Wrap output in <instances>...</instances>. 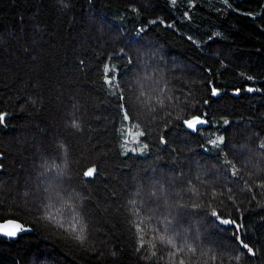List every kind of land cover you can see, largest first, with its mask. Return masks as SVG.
<instances>
[{
  "label": "trees",
  "instance_id": "1",
  "mask_svg": "<svg viewBox=\"0 0 264 264\" xmlns=\"http://www.w3.org/2000/svg\"><path fill=\"white\" fill-rule=\"evenodd\" d=\"M229 3L0 0V224L32 230L0 238V264H172L154 234L165 217L179 233L167 235L197 250L185 264H264V0ZM105 63L120 89L104 83ZM122 103L133 132L145 131L143 153L124 154L141 145L121 135L133 124ZM195 115L208 123L193 132L183 121ZM92 166L95 178L83 177ZM73 200L83 241L65 214ZM136 209L146 224L157 217L141 225L139 251ZM213 211L242 225L255 256Z\"/></svg>",
  "mask_w": 264,
  "mask_h": 264
},
{
  "label": "snow or ice",
  "instance_id": "2",
  "mask_svg": "<svg viewBox=\"0 0 264 264\" xmlns=\"http://www.w3.org/2000/svg\"><path fill=\"white\" fill-rule=\"evenodd\" d=\"M172 3L175 4L176 0H172ZM223 3L226 4L229 8H233V5L229 3V0H223ZM133 11H136V9L133 8ZM242 14H246V13H242ZM185 15H187V13ZM257 15H259V14H257ZM253 18H255V17H253ZM157 22H158L157 20L149 21V23H151V24H155ZM159 22L163 23V21H159ZM167 26L172 27L171 24H169ZM141 31H144V29H141ZM189 39H192V38L189 37ZM108 60L111 61V57H109ZM131 62L132 61L129 59V63H131ZM81 63H83V61H81ZM110 71L112 72V75H109ZM103 75H104V83L107 84L110 89H120L121 86H120L119 80L121 77L118 76L116 69L114 67L110 66L109 63L104 64ZM249 79H251V77ZM137 83H139V81ZM239 91H240L239 89L235 90V94L239 95ZM246 91L251 93V92L258 91V89H256L255 87L249 86L246 88ZM111 94L115 95L116 93H115V91H113ZM210 94H211V96L216 97V96L220 95V91L216 87L212 86L210 89ZM140 95L143 96L144 93L141 92ZM118 99L121 101H126V97L123 94L119 95ZM160 103H163V102L160 101ZM204 103L207 104L208 101L205 100ZM119 107L121 108L122 113H123L122 120L123 121H133L131 128H125L122 125L121 135L132 136L133 137L132 142L136 143L138 145H141L138 149L126 148L124 154L127 155L128 152H130V151L131 152L139 151V152L143 153L144 150L148 148V144L140 141L138 138L144 136L145 131L144 130H137V131L133 132V128H139L140 125L134 121V116L130 115V111L127 108L125 103L120 104ZM152 110L154 111V109H152ZM3 122H4V115L0 114V124H2ZM183 123H184V125L187 126V128L191 129L193 132H196L199 130L198 126L205 125L208 123V121L199 115H195L191 119H185L183 121ZM224 123L227 124L228 121L225 120ZM71 127L75 128V129H79L80 125L77 122L73 121L71 124ZM165 142L166 141L163 139V137H161V143H165ZM128 143H129V140L126 138V139H124L123 144L121 146L125 147ZM210 143L214 147L218 146L219 144L224 143V137L220 136L218 139L211 140ZM260 146L262 148H264V144H261ZM61 147H64V146L61 145ZM225 163L231 165L232 169L236 168L235 164L230 160L225 159ZM0 167H2V166H0ZM64 174L65 173H64L63 169L57 170L55 176L52 178V184L57 185V184L61 183L62 177L64 176ZM96 174H97V168L92 166V167H88L85 171H83L82 176L86 177V178H95ZM236 174H237L236 171H232V175L235 176ZM260 187L264 188V183H262L260 185ZM153 195H155V193H153ZM49 199H55L56 202L59 203L60 202L59 193L57 192L55 197H49ZM181 207H183V205H181ZM65 214L68 217H71L72 223L74 225H76V226L72 227V229H71L72 233L75 234V238L83 241L86 238L85 234H84L85 229H86V225L83 224V222H82V216H81L80 211H79L78 202L73 200V202L71 204L66 205ZM212 215L217 218V220L219 221L220 224L235 225V232L233 234L236 237V240L238 241L239 246L242 249H246L248 255H250V256L256 255V252L254 251L253 247H251L247 242H245L243 239L240 238L239 232H240V228L242 227V225L236 224V222L232 219L221 218L220 215L218 213H216L215 211L212 212ZM135 216H136L137 220L139 221L138 223H136L134 225L136 228L137 234H138L139 248L137 249V251H139L140 249L144 248V245L146 243V241L144 239L145 228L141 227V225H145V227H147L148 224H153L154 222H156L157 217L155 216V214L148 216L147 217V224H146L144 218H142L140 216V209H136ZM173 219H175V217H173ZM164 221H165L164 227L163 228L156 227L154 230V234L155 233H161V232L164 233L163 235L156 236V238L160 241L161 244H166L167 246H169V256H170L172 264H176L177 260H178L179 264H185L184 256L188 255L189 253L192 254L189 257V259H194L197 250L195 248H193L191 245L187 244L186 241L183 244L178 245L176 243L174 236L167 235L170 229L173 233H175L176 235H179V233L177 232V229L172 226L173 220L168 219V217H165ZM27 231H31V229L22 226L20 223H11L10 222L7 224L0 225V235H2L3 237L10 238V239H15L18 237V235L20 233L27 232ZM151 246L153 248H155L154 243ZM151 255L156 256L157 255L156 251H152ZM241 255H244V253L242 252ZM161 259H163V257H161ZM213 259H215V257H213ZM235 259L237 260V262H239L240 256H236Z\"/></svg>",
  "mask_w": 264,
  "mask_h": 264
},
{
  "label": "water",
  "instance_id": "3",
  "mask_svg": "<svg viewBox=\"0 0 264 264\" xmlns=\"http://www.w3.org/2000/svg\"><path fill=\"white\" fill-rule=\"evenodd\" d=\"M2 159V156H1V154H0V160ZM0 171H1V167H0ZM19 223V222H15V221H8V222H5V223H1L0 225H3V224H7V223ZM21 224V223H20ZM22 226H23V224H21ZM32 231V230H31ZM31 231H27V232H23V233H20L19 235H18V237L20 236V235H22V234H26V233H30ZM17 237V238H18ZM0 238H3V239H7V240H16L17 238H15V239H10V238H7V237H3L2 235H0Z\"/></svg>",
  "mask_w": 264,
  "mask_h": 264
}]
</instances>
